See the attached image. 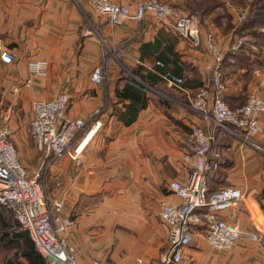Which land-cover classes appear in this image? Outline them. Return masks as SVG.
I'll return each mask as SVG.
<instances>
[{
  "label": "crops",
  "instance_id": "obj_1",
  "mask_svg": "<svg viewBox=\"0 0 264 264\" xmlns=\"http://www.w3.org/2000/svg\"><path fill=\"white\" fill-rule=\"evenodd\" d=\"M112 1L134 6L142 0ZM185 1L169 0L187 10ZM206 24L195 47L171 22L152 16L112 26L89 0H0V42L15 57L11 64L0 57V126L13 129L21 163L34 172L44 163L28 134L37 100L67 92V116L86 122L73 147L90 135L76 159L54 158L45 168L50 198L63 200L64 214L76 221L68 237L81 264H166L172 248L160 206L180 204L168 185L188 178L193 127L214 134V150L223 156L220 170L208 176L209 191L236 187L244 194L223 217L261 235L263 242L244 235L233 249L219 251L199 225L181 264H264V135L243 142L192 109L214 67L204 45L208 33L215 34L223 52V98L231 108L252 95L264 99V45L234 50L233 31ZM37 62L46 64L43 74L31 71ZM98 66L101 85L91 81ZM175 77L183 89L170 83ZM11 217L15 225L7 227L10 245L2 264L14 257L28 264L21 244L31 238Z\"/></svg>",
  "mask_w": 264,
  "mask_h": 264
},
{
  "label": "built area",
  "instance_id": "obj_2",
  "mask_svg": "<svg viewBox=\"0 0 264 264\" xmlns=\"http://www.w3.org/2000/svg\"><path fill=\"white\" fill-rule=\"evenodd\" d=\"M89 1L95 12L112 26H120L125 22H142L152 16L161 23L171 22L180 36L193 46L199 47L202 43L198 19L186 15L167 0H142L134 6L120 5L111 0ZM245 19V14L239 16V21ZM204 45L214 60V67L206 85L198 89L192 101V109L229 136L243 142L249 137L264 135V99L252 95L244 105L231 108L223 98L225 88L221 70L224 58L213 33L205 36ZM243 46L244 41L241 39L233 49L240 50ZM0 57L5 64H11L15 60L14 55L5 50L1 42ZM30 67L37 74H43L46 70V64L42 62L32 63ZM255 73H259V70ZM103 78L102 67H96L91 81L101 85ZM170 83L183 89V81L179 78L170 79ZM69 103L70 96L67 92H62L53 99L34 102L28 134L44 157V163L33 174L23 166L18 157L11 141L13 129L6 125L0 126V207L10 212L21 230L29 234L48 264H81L71 251L68 237V232L75 227L76 221L64 214L63 200L52 199L44 194L40 181L42 170L50 165L48 161L64 156L76 159L90 136L77 148L73 147L76 135L86 127V122L82 118L67 116ZM215 141L214 134L207 133L200 127H193L190 134L188 178L185 182L172 181L168 185L180 204L164 201L160 206L159 216L168 226L172 248L166 264L183 262L185 249L194 242V229L199 225L205 227L210 246L219 251L233 249L244 235L259 245L263 242L261 235L244 232L237 224L223 217L243 202L244 194L239 188L223 187L209 191L208 176L219 171L223 163L222 154L214 150ZM92 264L105 263L94 260Z\"/></svg>",
  "mask_w": 264,
  "mask_h": 264
},
{
  "label": "rangeland",
  "instance_id": "obj_3",
  "mask_svg": "<svg viewBox=\"0 0 264 264\" xmlns=\"http://www.w3.org/2000/svg\"><path fill=\"white\" fill-rule=\"evenodd\" d=\"M167 1L169 2V0ZM185 6L187 10L185 8L180 9L186 15L196 17L200 27L203 29H206L207 21L214 22V24L218 25L224 31H233L235 39L237 41L242 39L245 44L244 47H247V49L256 43L257 45H264V39L260 38L264 36V19L262 17L258 18L257 16L258 12H261L262 16H264V0H186ZM243 14L246 15V19L239 21V16ZM248 36L249 39L245 38ZM211 75L212 73L208 78ZM29 171L34 172L33 170ZM40 181L44 194L50 198L51 195L48 188L49 171H46L45 168L41 172ZM5 213L9 223L13 226L14 221L12 220V215L8 211ZM2 231L4 230L0 227V235H2ZM5 245L4 241L0 242V264H2L3 258L7 256V247ZM17 254L15 252L16 256Z\"/></svg>",
  "mask_w": 264,
  "mask_h": 264
},
{
  "label": "trees",
  "instance_id": "obj_4",
  "mask_svg": "<svg viewBox=\"0 0 264 264\" xmlns=\"http://www.w3.org/2000/svg\"><path fill=\"white\" fill-rule=\"evenodd\" d=\"M258 18H263L264 16H262L261 12H258L257 14ZM254 23V22H253ZM263 197H264V191H263ZM6 209L5 208H1L0 207V227L4 230L2 231V235H0V242H5V247H7L8 245H10V241L8 240V230L7 227L11 226V224L9 223L8 218L6 217ZM16 233V232H14ZM25 245H22L21 243V249L24 248L23 252H24V256L28 261V264H46L45 260L43 259V257L37 252L36 248H35V244L31 241L28 240L27 238L24 239L23 242ZM6 264H23L22 262H20V260L17 257L14 258H10L9 260H7Z\"/></svg>",
  "mask_w": 264,
  "mask_h": 264
}]
</instances>
